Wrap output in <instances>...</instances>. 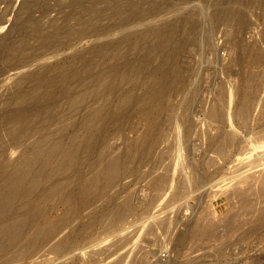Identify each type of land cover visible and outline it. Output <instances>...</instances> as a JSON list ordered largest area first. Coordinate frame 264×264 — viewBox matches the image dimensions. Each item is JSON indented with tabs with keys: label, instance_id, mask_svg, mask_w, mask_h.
<instances>
[{
	"label": "rangeland",
	"instance_id": "rangeland-1",
	"mask_svg": "<svg viewBox=\"0 0 264 264\" xmlns=\"http://www.w3.org/2000/svg\"><path fill=\"white\" fill-rule=\"evenodd\" d=\"M162 20H169L168 22L173 26V23H176V27H174L176 30L173 31L172 29L170 31L172 34H168L173 35L177 39H173L172 36L166 35L169 37V43H171V39L177 42L174 41V43H168V46H165L163 49L162 46L157 43L159 42L158 37L162 33L160 32L162 31L161 26L165 23H160ZM155 22L157 23L154 24ZM168 22L166 23L169 24ZM81 23L86 24L83 26ZM149 24L152 26H149ZM156 25L158 26V29ZM152 27L154 29L156 28V30ZM147 28L150 29V31ZM136 30L140 31L141 35L138 31V33H136ZM144 30L145 32L143 33ZM175 31L176 33L174 34ZM132 32L135 33L133 34ZM149 32L150 34L147 35ZM126 34H128L131 39H128V35L126 36ZM153 35H155V38ZM122 36L126 37L122 38ZM134 36H138L137 39L136 37L134 38ZM147 36L150 38L153 36V39H148L149 37ZM139 37H144V41L147 42H144V44L142 40L141 43V39ZM124 39H128V42L126 41L127 43H125ZM63 40H68L69 42ZM109 41L111 42L109 43ZM61 42H64V44ZM179 42L182 45H179ZM49 44L52 46H49ZM127 44L130 45L126 46ZM175 44L177 45V50L173 51V47L176 49V46L172 45ZM121 45H124V47ZM155 45L157 48L161 46L160 48L163 51L157 49ZM184 45L185 47L182 48L181 46ZM134 46H139L138 48L135 47L136 50L138 49V52H136L135 48H133ZM141 46L144 47V50ZM129 47L131 48V51L133 50V54L132 52H129V49L127 51L125 50ZM152 47L156 48V50H153L154 48L152 49ZM139 48L141 51H139ZM164 49H166V51ZM52 50L53 52H51ZM55 50H58L57 55L52 54ZM118 50L119 53L122 52L123 54H120L121 58L119 57L120 55L118 54ZM148 50L151 53L154 51L152 56H150L151 54L149 55L150 59L148 56V53L150 52ZM48 51L49 53L51 52L50 55ZM104 52L106 54H109V52L110 54L111 52L113 53L111 54L112 56L107 54L106 57ZM73 53L77 56L75 57ZM144 53H146L147 56ZM113 54L117 56V59H114L116 56L114 55L115 57H113ZM151 57L155 58L153 59ZM79 59H81V62L83 61V64L85 63V66L80 63ZM151 60L153 62H151ZM131 61L134 63L135 67L132 65ZM79 63L82 65L79 66ZM37 64H44L42 68L47 65L50 69L55 67L53 69L54 71L57 67L56 72L53 73H56V75L58 70L67 74L64 76L61 72H59L62 75L61 77L58 73L60 77H57L61 79V83L59 81L60 79H57L55 75L50 73L52 70H48L47 67L42 70L41 65H39V68ZM130 64L133 66V70H135L134 68H136V66L137 68L139 66L138 70H140V72L137 70L138 74H136V71H134L137 76L134 75V72H132L133 70ZM51 65L55 66L51 67ZM69 65L71 68L73 66L74 69L72 68L69 70ZM143 65L144 68H142ZM158 65L159 67H156ZM176 65H178V67ZM81 66H84V69H82ZM59 67H63V69L61 70ZM176 67L178 68V72H176ZM65 68L67 70H65ZM128 68H131L130 70L133 74ZM46 69L49 73H47ZM106 69L109 70V73ZM123 69H126L128 73ZM80 70L83 71V74ZM118 70L122 71L119 72ZM41 71L43 72L41 73ZM70 71H79L81 74L78 72L77 75L74 72V76H72V74L69 73ZM34 72L38 74L34 75ZM155 72H158L159 74H155ZM46 73L48 75L51 74L48 77H56H52L54 80H58L57 82L55 81L56 84H54L56 86L58 83L56 87L54 86L51 89L48 85L46 88L48 83L46 84L40 80L43 75L46 76ZM110 73L113 75H110ZM119 73L124 75L123 77L121 75L123 78L122 80L119 78ZM124 73L128 75V78ZM129 73L133 75L132 80L130 78L132 75ZM20 74L24 75L21 77ZM167 74L171 78L166 77ZM172 74L177 76H174V80L172 79ZM39 75H41L40 78ZM151 75L156 78L155 81L154 78L152 79ZM155 75L159 76L157 77ZM160 75L163 77L161 78V81L164 77L165 79L163 81H171L164 83L166 84V87H164L163 81H160L161 84H158L160 87H157L159 88V91L162 92L160 93L163 97L161 100L159 99L156 101L155 98L153 99L155 93L152 94L154 90L152 92L151 90L153 89L152 85L157 82L156 80L158 78L159 82ZM23 76L27 77V79L32 78V80H28L33 85L36 80L39 81V84L36 83V86H33L28 82V80L25 81L26 79L23 78ZM67 76L71 77V79L73 78L72 80H74V83L76 82L75 85H77L74 86L75 89L73 87L74 84L72 83V80L70 78H66ZM75 76L78 82L76 81ZM110 76L113 78L117 77L118 79H116L118 80V84L116 82L117 80L115 78L112 79ZM19 77L21 79H19ZM15 78L17 81L21 80L20 83L22 82L23 84H27L23 85L17 81L14 82ZM94 78H97L100 81L94 80ZM101 78H104V81L101 80ZM34 79L35 81H33ZM148 79L154 83L151 84ZM85 81L88 84H85ZM109 81L111 82L110 84ZM100 82L102 83L101 85L99 84ZM113 82L114 84H112ZM14 83H18V85L20 84L17 86L20 87L21 90L17 86L12 88L15 86ZM79 83L80 85L82 83V85H78ZM28 84H31V87H36L35 90L38 89L39 85L38 91L33 90V87L29 88L30 86ZM40 85H43V88ZM68 85L72 86L70 87ZM84 85H87L86 90L88 87L90 88V86L92 88L97 85H100V87H103L104 89L100 90V87L92 89L88 88V92H85V94H87L84 105V102L80 103L85 100L82 98L85 97V95L83 94L84 96H81L84 90ZM107 85L112 86V88H110V86L107 87ZM116 85L117 87L114 88ZM8 87L12 89L8 90ZM21 87H24V89ZM62 87L66 88L63 89ZM161 87L164 89L160 90ZM27 88L30 89L28 91L29 94H33V92H39V94H33V97L31 96L27 99ZM45 88L47 91L48 88H50L47 93ZM68 88H70L69 90L71 93H69ZM71 88H73L72 91ZM43 89L45 90L44 92ZM53 89L56 90L54 91ZM105 89L109 92V94ZM13 90L17 93H19V90L24 93L22 92V94L19 93L18 95L17 93L15 94ZM50 90L54 93L52 92L50 94ZM60 90H62V94L58 95L57 93L60 92ZM90 90L92 93L89 92ZM8 91H10V93L12 92L14 95L12 93L10 94ZM96 91L98 93H96ZM100 91L102 93H100ZM40 92L43 93L41 96H39L41 94ZM63 92L66 93L65 97ZM73 92L76 95L75 96L73 94L76 98L81 96L80 99L82 98V100L80 101L79 98H77V101V99L72 95ZM78 92L81 94L79 95ZM123 92L124 94H128L130 97L127 95L125 96ZM147 92H151V94H148ZM48 93L57 101L60 96L62 99H59L60 102L58 101V104L54 99H50L51 101L54 100L53 103L51 101L50 103L48 98L50 95ZM104 93L107 94L104 96ZM9 94L13 100H18H9ZM55 94L59 96L58 99L57 96L55 98ZM122 94L123 97H128L129 100L127 98H122L121 100L120 98ZM15 95H18V97L21 95L23 96L18 98ZM66 95H68L69 98L66 97ZM7 96L8 98H6ZM35 96L36 99L32 102ZM42 96L43 98H41ZM72 96L76 101L72 100L71 102V99H73ZM105 98L107 99L106 103H109L107 106L104 105L106 103L103 104V102H105ZM1 99L5 100L4 102L8 104L6 105V103H3ZM19 99H22L23 102ZM29 99L30 101H28ZM46 99L49 102L48 104L54 107L52 108L54 111L51 110L52 114L58 110V115L54 114V117L52 116L49 110L51 106L46 104ZM0 100V121L5 120L4 116H7L5 114H10L15 110L17 111L18 107H21V109H18L19 112L17 111L19 114L22 113V115H24V113L27 114L28 111L30 113L27 117L25 116L28 119L23 118L24 122L21 120V122L24 123L22 126H20V122L15 121L14 124L16 123L17 125L15 124L14 127L12 125L8 128L10 129L13 127V129H15L17 126V131L15 130V133L12 132V128L9 131L2 133H7L5 134L6 137L10 133L11 137L9 138H12V134L14 133L13 137L16 136V138H20L17 149L15 146L16 142H14V144L12 143L13 138L9 139L7 137V139L11 142V146H9L8 143L10 142L5 138V136H0L3 137V139H6V141L5 139L4 141L1 139L0 143L2 145L6 143L5 146L8 144L6 147L3 146V148L5 147V150L0 144V152L2 151L4 156L9 153L6 155L7 157H4L2 153H0V157L2 156L0 158V163L1 160L3 163H7L9 159L11 160H9L8 163H12L16 157L17 159L15 160L20 161V158H22V154H20V152L23 153L22 149L25 150V146H27L26 150L29 149L33 151L32 149L35 148V144H37V142L42 144V141H44L46 144L47 141L51 140L52 142L50 141V143L52 144L55 141V145L60 144V146L63 145V147L66 146V148H70L73 143L76 147L81 146L87 139V144L84 143L86 145L83 144L81 147L82 149L80 147L78 149L75 148L73 144L72 147L75 151L77 150L76 154L75 151L72 152L73 157L77 155V152H82L83 149V151L86 152L78 154L79 156L77 157H72L71 160L64 159L65 163L68 164L65 165L66 169L64 168L65 163L61 165L64 161H61L63 158L59 155L60 160H58V164L56 160H54L56 163L53 161H51L52 163L50 162L53 165H50L48 162L47 166L46 164L42 166L37 163L40 168L42 167L41 169H36L38 166L34 167L36 165L35 164L32 168H30V170L32 169L30 171L31 173L29 171L27 172L30 173L29 176L31 177L37 172L40 173L39 170H41V172L44 170L47 174L52 171L51 169L55 168L56 171H59V174L57 172L54 173V175L57 174V176H55L58 179L52 175L56 178V183L54 181L55 178H49L51 177L49 174L47 178L43 171L41 173L42 175L40 174L41 178L43 177L40 180L43 185L40 182H37L36 185L33 181L35 184V186H33V183L30 182L29 184H32L31 186L34 188L28 187L29 185H27V193L23 194V196H20L19 198L17 197L15 200L13 199V202L10 201V203L12 202V205H9L10 207L6 208L5 211L2 210L3 214L7 216L6 217L4 215V217H6L5 219L0 211V217L3 219V222L6 221L5 223H8L7 221L10 220L7 224L8 227H5L7 225L1 222V219L0 223L5 225L2 226L0 224V226L2 228L4 227L3 230L5 229V232L10 228V233H12H8V239H10L11 242L8 240L9 242L6 243V248H2L5 244H1L0 264L6 263L8 258L7 255L11 260L15 258L13 261H7V264L12 262L14 264L16 262V264H264V0H0ZM36 100L41 103L44 102L47 106L44 105V103H40V105ZM97 100H99L100 103ZM9 101L11 102V105ZM18 101L22 104L20 103V105ZM66 101L70 102V104H65ZM31 102L33 103L31 105L33 107L29 105ZM73 102H77L75 103L76 105H73ZM92 102H94V105ZM34 103H36V106ZM55 103L59 107L56 106ZM86 103H91L95 110H97L94 117L98 118V120L92 119L94 115L93 112L95 110L92 111L94 109L93 106L90 104L92 106L91 109V107L87 104L89 106L88 110L91 112L88 111ZM98 103L101 105V108H98ZM17 104H19L18 107H16ZM79 104H82V107ZM37 105H39L37 111L38 114L36 112L35 116L34 112L37 110ZM116 105H119V107L117 106V109L115 108ZM12 106H15V110L12 109ZM26 106L30 110L34 108L32 111L34 117H37V120L34 117H32V119L35 123H41V121H43V123H45L43 124V127H46L45 125L47 124L48 126L46 128H42V123L40 124V127L39 124L35 125L31 119V115L33 116V114H31L32 111L30 112V110H27L28 108H26ZM55 106L58 108L56 109ZM63 106L65 110L63 109L64 111L62 112ZM83 106H86V109ZM41 107L44 109L43 112H41ZM107 107L108 109H106ZM22 108H24V111ZM111 108H114V110ZM70 109L72 110L70 111ZM74 109H76V111ZM77 109H82V113L81 111L78 112L79 110ZM98 109L99 111H107V116L104 111L99 112L101 115H105L102 117L105 120V123L100 117ZM7 110L9 112H7ZM20 110H22V112H20ZM45 110L48 113H46ZM117 110L119 111V114L121 112V115L123 113L126 117H124L125 115H122L124 118L120 116L117 113ZM17 112L16 114H18ZM39 112H41V114ZM68 112L70 114L69 116ZM87 112L89 114L93 113V115L90 114L83 117ZM146 112L150 114L149 117ZM109 113H112L113 115H109ZM114 113L119 117L117 118ZM151 113L154 114L152 115ZM80 114H84L82 117L85 118V121L82 117L81 119L83 121L78 117V115L81 116ZM97 114L98 116L96 117ZM45 115H48V117ZM55 115L56 117L58 116V119L60 117L63 122L65 121L67 125L62 123V120L60 119L61 123L60 121H57L58 119H55ZM1 116L3 117L2 119ZM28 116H30L31 120ZM88 116L89 119H92L90 121H93L94 123L93 124L89 121L92 123L90 126V128L92 127V130L88 127L90 125L88 124L89 119L87 120ZM108 116H112L113 118L110 117L111 120L109 121ZM40 117L48 119H45V122V120H41ZM105 117H108V121ZM155 117L157 118L153 121V118ZM53 118L55 120L50 121L51 123H49L48 120H53ZM94 120L101 123L97 125L98 123L96 121L94 122ZM25 121L27 122L25 123ZM29 121L32 123L30 122L29 124ZM75 121L76 123L78 122V125ZM2 122L0 123V126L3 129H0V134L4 130L6 124ZM57 122L61 124L60 126H62V128H60L59 124H57V126H59V129H57V131L59 130L58 134H53V132H57L55 131ZM83 122H87L88 126ZM33 123L35 125L34 127L32 126ZM26 124L29 125L26 126ZM49 124H54L56 127ZM30 125L31 127H29ZM63 125L67 126V128L63 127ZM79 125L81 127H79ZM94 125H96L95 128ZM23 126L25 128L24 131L22 130ZM37 126L39 128H36V130L39 134L42 129L45 131L44 133L43 130L41 132L43 133V136L45 135L43 137L44 139L41 137L42 134L39 135L38 133H35L36 135H39V138L38 136H35L34 133V135H32L31 131L37 132L35 130V127ZM49 126L52 128L54 127V131ZM105 126L106 128H104ZM21 127L22 129H20ZM48 127L53 132H51ZM29 128L30 131L28 132H31V134H29L32 137L31 139L35 140V138H37L38 141L31 140L30 142V136L27 135V130H29ZM31 128L33 129L31 130ZM47 131L49 133H47ZM17 132L25 133L21 134V137L25 136L22 138L24 142L28 138L27 141L29 142H26L27 145L26 143L25 145L21 144L24 142H21V137L18 136L19 134ZM50 134L54 135L55 139L52 135L54 140L51 138ZM72 134H77L78 137H75L74 135L73 138L71 137L73 136ZM66 135L68 138L71 137L69 141ZM33 136L35 138H33ZM46 136L49 138L47 141H45L47 138ZM61 136H65L63 139H60L62 142L59 141ZM39 139H42V141ZM103 139L105 140L103 141ZM79 140L82 141V143ZM2 141L4 143H2ZM65 141L67 142L66 145H64ZM70 141L72 144H69ZM133 141H137V145ZM33 142H35V144ZM153 142H155L156 147ZM28 143L31 144V147H34L31 148ZM50 143L49 145H45L43 143L46 147L44 146L45 149L43 148V151L41 150L40 152L44 157L47 156V152L50 151L47 149L50 146H53ZM142 143H144L143 146ZM148 143L151 144V147H153L151 148V153L147 151L149 150L148 147H150ZM12 146L15 148H11ZM139 147L143 149H140ZM154 147L156 149H154ZM10 148L13 152L10 151ZM85 148L87 150H85ZM44 150H47L46 153ZM145 151L146 154L144 153ZM42 152L47 155H44ZM143 153L145 155H143ZM142 155L143 157L141 158ZM43 156H38L37 159H40ZM3 157L6 160H4ZM81 157L83 160H81ZM77 158H80L83 162L80 160L78 161ZM110 158H117L118 161L114 159L117 162H120L121 160H123L121 162H128H124V164L122 163L125 166V171H120L123 175L120 173H117V176L115 175L116 179L114 180L116 181H113L115 182L114 185H112V181H108L112 183L107 182V178L104 174L99 176L95 175V173L93 174L99 161L100 165L104 163V159H107V162L114 161L110 160ZM148 158H150L151 161ZM73 159H75L78 163H76V161L74 162ZM101 159H103V161ZM71 161L77 165L72 164L70 167L69 164H71ZM87 162L89 165H87ZM107 162L105 161V164ZM61 166H63V168ZM67 166L70 167V171ZM75 166H78L80 169L77 167L75 168ZM82 166L85 168L86 172ZM128 167L130 170L127 169ZM56 168L60 169L57 170ZM91 168L92 170L90 171V175L93 174L92 176L97 177L94 178L95 180L88 174L89 171H87V169L89 170ZM63 169H65L66 173H68H63L65 172ZM77 169H79L80 174L83 175H78L79 172ZM46 170L50 171L47 172ZM72 170L75 171L70 173ZM126 170H128V172ZM61 171H63V174ZM81 171H84V173H86L85 175L89 176V178L85 177L84 173ZM146 173L147 176L145 175ZM40 175L38 174V176ZM64 175L67 177L69 175V177L72 178V181H76V178L78 177L76 181L77 185L76 182H74V185H71L72 181H69L70 189L69 183L66 182V180L68 181L70 178L68 177L67 179ZM118 176L121 177L119 181H117V179H119ZM30 177H28V180ZM83 177H85L84 180L86 179V181L83 180ZM59 178L61 180L65 178L63 183L64 185L62 184L63 181L61 182ZM96 179L101 181L97 183L99 180L96 181ZM31 180L32 179H30V181ZM52 180L55 184H57V187H53L54 183H52ZM93 180L95 181L94 184L97 185V190L102 189V192H107L106 194L103 193L105 199L103 197L102 201L100 200L101 202L97 200L95 204H92L91 208L89 206V208H87L86 205V207H84L79 203V206L76 207H80L78 208L81 211L79 212L80 214L77 213L76 210L72 211L69 205H64L67 203L63 204L62 201H65L63 197L68 196L70 193L69 191H76L75 193L77 194L81 188H86L88 186V188L93 190L95 187ZM103 182L106 185H104ZM66 183L68 184L65 185ZM109 184L111 185L109 186ZM51 185L54 190L55 188L57 189V194L55 192L54 195L48 197L51 201L49 202V200L47 201V197L45 195L47 192L45 191H48ZM82 185H84V187ZM156 185L157 188L154 187ZM72 186H75L74 190H72ZM111 187H113L112 191ZM65 188H68L66 189V191L68 190V193L65 191ZM60 189H64L65 192L62 190V193L64 192V196L62 193H59V191L61 192ZM40 192L43 193L41 194ZM58 194L60 196L62 195V199ZM107 194H109V196ZM54 196L55 198H52ZM124 196L126 199L128 198L127 200L125 199V201L131 205V209L124 215L117 216L115 205L119 206L125 204L123 198ZM56 197L58 199H56ZM51 198L52 200L54 199V201H52ZM59 198L61 199V202ZM55 201L59 202L56 203ZM121 201H124V203L122 204ZM29 203L31 204V207H29ZM25 206H28V210ZM12 207H14V209ZM67 207H69V209ZM10 208L12 210H10ZM9 211H11V214ZM24 212L30 216V222H28L30 225L27 223V225L25 224L26 226L23 227L24 224H22L21 227L19 222L17 225L20 228L17 227L14 229L13 225L15 224L12 225L11 222H18V218L17 221H15L14 215H16V213L22 214ZM71 212H76L77 214H73ZM77 215H79V217H77ZM9 216H11V218H9ZM13 216L14 219L12 220ZM31 224L35 225L31 226ZM58 225L61 226L59 227ZM27 226L29 229L26 228ZM51 226L52 228H50ZM56 226L59 229H57ZM61 227L62 229H60ZM35 229H37V231H35ZM11 230L13 232H11ZM26 231L28 232L25 233ZM37 232L39 233L37 234ZM30 234H33V236L30 237ZM55 235H57V237ZM10 236L13 238L11 239ZM35 236H39V239ZM27 238L28 240H26ZM32 240L34 243L36 242L35 245H33ZM30 241H32V245L34 246L31 250H29L30 248L28 249V245L30 247ZM52 244L54 245L52 246ZM16 247H19L20 249L18 248L19 250H17ZM10 251L12 254L15 253V257L13 255V258H10Z\"/></svg>",
	"mask_w": 264,
	"mask_h": 264
},
{
	"label": "bare ground",
	"instance_id": "bare-ground-1",
	"mask_svg": "<svg viewBox=\"0 0 264 264\" xmlns=\"http://www.w3.org/2000/svg\"><path fill=\"white\" fill-rule=\"evenodd\" d=\"M124 13H125V12H124ZM82 20H84V19H82ZM166 20H167V19H166ZM169 20H171V19H169ZM169 20H168V21H169ZM85 21H86V20H85ZM168 21H163V20H162L160 23L163 24V22L166 23V22H168ZM79 22H80V21H79ZM82 22H83V21H82ZM86 22H87V21H86ZM83 23H84V22H83ZM156 23H157V22H155L154 24H156ZM160 23H158V24H160ZM165 23H164L163 26H161L162 24L160 25L161 28H162V31H160V32H162V33H161V34L159 35V37H158L159 40L156 38V39L159 41V42H157V43H159V44L162 46V49L165 48V46H168V43H169V41H170V40L168 39L169 37H167L166 35H168V36H172L173 39H176L173 35H169V34L171 33L170 31H171L172 29H173V31L176 30V29H174V27H176V26H175L176 23H175V22L173 23L174 26H173V25H170L171 23H169V22H168L169 24L166 23L167 25H166ZM85 24H86V23H85ZM85 24H82V23H81V25H83V26H84ZM150 25H151V24H149V26H150ZM152 25H153V23H152ZM152 25H151V26H152ZM147 26H148V25H147ZM156 26H157V25H156ZM172 26H173V27H172ZM153 27H154V25H153ZM153 27H152V28H153ZM150 28H151V27H150ZM143 29H144V28H143ZM147 29H148V28H147ZM153 29H154V28H153ZM153 29H152V31H153ZM157 29H158V26H157ZM145 30H146V29H145ZM145 30L143 31V33L145 32ZM148 30L150 31V29H148ZM154 30H156V28H155ZM159 30H160V28H159ZM137 31H138V30H136V33L139 32V34H140V31H138V32H137ZM173 31H172V32H173ZM52 32H53V31H52ZM55 32H56V31H55ZM147 32H148V31H147ZM53 33H54V32H53ZM125 33H126V32H125ZM132 33H133V32H132ZM134 33H135V32H134ZM134 33H133V34H134ZM168 33H169V34H168ZM175 33H176V31L174 32V34H175ZM122 34H123V33H122ZM122 34H121V35H122ZM129 34H130V32H129ZM149 34H150V32L147 33V35H149ZM152 34H153V33H152ZM171 34H172V33H171ZM124 35H125V34H124ZM124 35H123V36H124ZM127 35H128V34H126V36H127ZM131 35H132V34H131ZM131 35H130V36H131ZM140 35H141V34H140ZM142 35H143V34H142ZM176 35H177V34H176ZM57 36H58V35H57ZM123 36H122V38H125V37H126V36H125V37H123ZM132 36H133V35H132ZM132 36H131V37H132ZM144 36H146V35H144ZM153 36H154V38H155V35H153ZM153 36H151V38H152ZM127 37H128V39L130 38L129 35H128ZM135 37H136V36H134V38H135ZM137 37H138V36H137ZM137 37H136V39H137ZM147 37H149V36H147ZM156 37H157V36H156ZM51 38H52V37H51ZM59 38H60V37H59ZM64 38H66V37H64ZM69 38H70V37H69ZM139 38H140V37H139ZM143 38H144V37H143ZM143 38H140V39H141L140 42H141L142 40H143V43H144V42H147V41H144ZM145 38H146V37H145ZM151 38L149 37L148 39H151ZM120 39H121V38H120ZM128 39H127V40L124 39V40H125V43L128 42ZM130 39H131V38H130ZM152 39H153V38H152ZM124 40H123V41H124ZM176 40H177V39H176ZM63 41H66V40H63ZM67 41H68V40H67ZM67 41H66V42H67ZM126 41H127V42H126ZM135 41H136V40H135ZM135 41H134V42H135ZM155 41H156V40H155ZM174 41H175V40H174ZM174 41L171 39V43H174ZM178 41H179V40H178ZM46 42H47V41H46ZM46 42H45V43H46ZM66 42H65V43H66ZM68 42H69V41H68ZM110 42H111V41H109V43H110ZM112 42H113V41H112ZM131 42H132V41H131ZM138 42H139V39H138ZM150 42H151V41H150ZM152 42H153V41H152ZM175 42H177V41H175ZM45 43H44V44H45ZM47 43H48V42H47ZM61 43L64 44V42H61ZM106 43H107V42H106ZM132 43H133V42H132ZM141 43H142V42H141ZM153 43H155V42H153ZM171 43H169V44H171ZM179 43H180V42H179ZM67 44H69V43H67ZM70 44H71V43H70ZM111 44H112V43H111ZM144 44H145V43H144ZM149 44H150V43H149ZM46 45H47V44H46ZM50 45H51V44H49V46H50ZM60 45H61V44H60ZM104 45H105V43H104ZM118 45H119V44H118ZM129 45H130V44H127L126 46H129ZM138 45H139V44H138ZM151 45H152V44H151ZM179 45H182V44L180 43ZM179 45H178V46H179ZM51 46H52V45H51ZM105 46H106V45H105ZM116 46H117V45H116ZM121 46L124 47V45H121ZM147 46H149V45H147ZM152 46H153V45H152ZM161 46H160V47H161ZM169 46H170V45H169ZM172 46H176V49H174V47H173V51H174V50H177V45H176V44H175V45H172ZM172 46H171V47H172ZM58 47H59V46H58ZM118 47H120V46H118ZM135 47H137V46H134L133 48H135ZM138 47H139V46H138ZM138 47H137V48H138ZM141 47H142V46H141ZM149 47H150V46H149ZM155 47H156V45H155ZM160 47H159V48L156 47V48L161 50ZM179 47H180V46H179ZM181 47L183 48V47H185V45H184V46H181ZM45 48H47V47H45ZM49 48H51V47H49ZM131 48H132V46H131ZM131 48L129 47V48L125 49V50L127 51L128 49L130 50ZM142 48H143V50H144V47H142ZM153 48H154V47H152V49H153ZM156 48H154L153 50H156ZM167 48H168V47H167ZM167 48H166V49H167ZM54 49H55V48H54ZM103 49H104V48H103ZM103 49H102V50H103ZM117 49H121V48H117ZM166 49H164V50L166 51ZM92 50H93V49H92ZM100 50H101V49H100ZM110 50H111V49H110ZM135 50H136V48H135ZM135 50H134V52H135ZM150 50H151V48H150ZM168 50H169V48H168ZM168 50H167V51H168ZM57 51H58V50H55V51H54L55 54H54V53H52V54H53V55H57V53H58ZM103 51H104V50H103ZM139 51H141L140 48H139ZM148 51H149V50H148ZM161 51H163V50H161ZM51 52H53V50H52ZM51 52H50V53H51ZM74 52H75V51H74ZM105 52H106V51H105ZM105 52H104V53H105ZM116 52H117V50H116ZM116 52H115V53H116ZM129 52H132V54H133V50H132V51L130 50ZM136 52H138V49L136 50ZM149 52H150V51H149ZM48 53H49V51H48ZM50 53H49V55H50ZM96 53H97V51H96ZM112 53H113V52H111V54H112ZM123 53H125V52H123ZM147 53H148V52H147ZM152 53H154V51H153ZM152 53H151V52L148 53V56H149L150 54H151L150 56H152ZM155 53H157V52H155ZM163 53H164V52H163ZM45 54H47V53H45ZM73 54H74V53H73ZM78 54H79V53H78ZM107 54H108V53H107ZM107 54L105 53L104 55H106V57H107ZM111 54H110V52H109L108 55H111ZM118 54H119V55H120V54L123 55L122 52L119 53V50H118ZM118 54L116 53L117 56H118ZM125 54H126V53H125ZM144 54H146V53H144ZM47 55H48V54H47ZM74 55H75V54H74ZM114 55H115V54H113V57L116 56V55H115V56H114ZM121 55L119 56L120 58H121ZM153 55H154V54H153ZM155 55H157V54H155ZM76 56H77V55H75V57H76ZM80 56H81V55H80ZM111 56H112V55H111ZM117 56H116V58H114V59H117ZM146 56H147V54H146ZM150 56H149V59H150ZM37 57H38V56H37ZM108 57H110V56H108ZM113 57H112V59H113ZM144 57H145V56H144ZM58 58H60V57H58ZM77 58H78V57H77ZM151 58L154 59L155 57H151ZM60 59H61V58H60ZM89 59H90V58H89ZM143 59H144V58H143ZM145 59H146V58H145ZM153 59H152V60H153ZM79 60H80V63L83 64V61L81 62V59H79ZM82 60H83V59H82ZM90 60H91V59H90ZM90 60H89V61H90ZM147 60H148V58H147ZM152 60H151V62H153ZM55 61H56V60H55ZM61 61H62V60H61ZM69 61H71V60H69ZM89 61H88V62H89ZM116 61H117V60H116ZM118 61H119V60H118ZM145 61H146V60H145ZM148 61H149V60H148ZM84 62H85V60H84ZM92 62H93V61H92ZM121 62H122V61H121ZM124 62H127V61H124ZM128 62H129V61H128ZM139 62H140V61H139ZM142 62H143V61H142ZM146 62H147V61H146ZM149 62H150V61H149ZM154 62H155V61H154ZM45 63H46V62H45ZM51 63H52V62H51ZM69 63H70V62H69ZM75 63H76V62H75ZM80 63H79V66L82 65V64H80ZM90 63H91V61H90ZM131 63H132V65L134 66V63H133L132 61H131ZM135 63H136V62H135ZM143 63H144V62H143ZM155 63H156V62H155ZM46 64H47V63H46ZM46 64H45V65H46ZM70 64H72V63H70ZM76 64H77V63H76ZM84 64H85V63H84ZM84 64H83V65H84ZM127 64H128V63H127ZM137 64H138V63H137ZM144 64H145V63H144ZM177 64H178V63H177ZM37 65H38V64H37ZM39 65H41V64H39ZM39 65H38V66H39ZM72 65H73V64H72ZM74 65H75V64H74ZM86 65H87V64H86ZM91 65H92V64H91ZM125 65H126V64H125ZM130 65H131V64H130ZM132 65H131V68L133 67ZM138 65H139V64H138ZM38 66H37V67H38ZM42 66H44V64L41 65V68H42ZM47 66H48V65H47ZM47 66H45V67H47ZM53 66H55V65H53ZM53 66L51 65V67H53ZM56 66H57V65H56ZM62 66H64V65H62ZM77 66H78V65H77ZM84 66H85V65H84ZM84 66H83V67L81 66V68L84 69ZM89 66H90V65H89ZM89 66H86V67H89ZM92 66H93V65H92ZM123 66H124V65H123ZM174 66H175V65H174ZM176 66L178 67V65H176ZM181 66H182V65H181ZM45 67H43V68L45 69ZM49 67H50V65H49ZM66 67H67V66H66ZM69 67H70V65H69ZM117 67H118V65H117ZM117 67H115V68H117ZM120 67H121V66H120ZM120 67H119V68H120ZM127 67H128V65H127ZM134 67H135V66H134ZM156 67H159V65L156 66ZM156 67H154V68H156ZM177 67H176V72H178V68H177ZM39 68H40V66H39ZM43 68H42V70H44ZM54 68H55V67H53V69H54ZM59 68H60V67H59ZM72 68L74 69L73 66H72ZM72 68L70 67L69 70L72 69ZM75 68H76V66H75ZM81 68H80V69H81ZM119 68H118V69H119ZM125 68H126V66H125ZM131 68H130V69H131ZM136 68H137V66H136ZM136 68H134L135 70H133V68H132V70H133L132 72L136 71V74H138V73H137V70L139 69V66H138L137 69H136ZM142 68H144V65H143ZM142 68H140V69H142ZM172 68H174V67H172ZM47 69L49 70L50 68L47 67ZM47 69H46V70H47ZM53 69H50V70H52V71H50V73H52V74H53L54 72H56L57 67H56L55 71H54ZM60 69L62 70L63 67H61ZM82 69H81V70H82ZM104 69H105V68H104ZM104 69H103V70H104ZM111 69H112V68H111ZM128 69H129V68H128ZM130 69H129V70H130ZM156 69H158V68H156ZM39 70H41V69H39ZM46 70H45V72H46ZM48 70H47V73H49ZM65 70H67V69L65 68ZM76 70H77V69H76ZM81 70H80V71H81ZM85 70H86V69H85ZM85 70H84V71H85ZM106 70H107V69H106ZM115 70H117V69H115ZM123 70L125 71L126 69H123ZM165 70H167V69H165ZM165 70H164V72H165ZM174 70H175V69H174ZM35 71H36V70H35ZM71 71H73V70H71ZM71 71H70L69 73H71L72 76H74L73 73H74L75 71H74V72H71ZM87 71H88V68H87ZM87 71H86V72H87ZM108 71H109V70H107V72H108ZM113 71H114V70H113ZM118 71H119V70H118ZM121 71H122V70H120L119 72H121ZM124 71H123V72H124ZM126 71H127V70H126ZM138 71L140 72V70H138ZM167 71H168V70H167ZM167 71H166V73H167ZM29 72H30V71H29ZM42 72H43V71H41V73H42ZM59 72L62 73L63 71H59V70H58L57 75H56V73L53 74V75H55L56 77H57V76L60 77L61 74H60ZM76 72H77V71H76ZM76 72H75V74L78 75V72H79V71H78L77 73H76ZM86 72H85V73H86ZM92 72H93V71H92ZM123 72H122V74H123ZM130 72H131V70H130ZM132 72H131V73H132ZM151 72H152V71H151ZM158 72H159V71H158ZM158 72H155V74H157ZM162 72H163V71H162ZM164 72H163V73H164ZM169 72H170V70H169ZM34 73H35V72H34ZM47 73H46V76L43 75L42 78H40V76H41L42 74L39 75V78H40V80H41L42 82H45L46 84L48 83L47 86H46V88H47L48 85H49V87L52 89V87L55 86L54 84H56V83H55L56 80H54L52 77H54V78H56V77H55V76L48 77V76L51 75V74L48 75ZM58 73H59L60 75H58ZM79 73H80V72H79ZM81 73L83 74V71H81ZM81 73H80V74H81ZM87 73H88V72H87ZM93 73H94V72H93ZM98 73H99V71H98ZM108 73H109V72H108ZM114 73H115V72H114ZM117 73H118V72H117ZM127 73H128V71H127ZM166 73H165V74H166ZM170 73H171V72H170ZM174 73H175V72H174ZM25 74H26V73H25ZM30 74H31V73H30ZM36 74H38V73H35L34 75H36ZM44 74H45V73H44ZM62 74L65 76V74H67V73H62ZM119 74H120L119 78H121V80H122V79H123L122 77H123L124 75H122L121 73H119ZM124 74L127 75L126 73H124ZM129 74H130V73H129ZM132 74H133V73H132ZM132 74H130V75H132ZM136 74H135V72H134V75H136ZM147 74H148V73H147ZM149 74H151V73H149ZM158 74H159V73H158ZM176 74L179 75L178 73H176ZM22 75H24V74H20L21 77H22ZM68 75H70V74H68ZM77 75H76V76H77ZM99 75H100V73H99ZM104 75H106V74H104ZM107 75H109V74H107ZM110 75H113V74L110 73ZM121 75H122V77H121ZM143 75H144V74H143ZM153 75H154V74H153ZM25 76H26V75H25ZM25 76H23V78H25V79H26L25 81H27L29 78L27 79V77H25ZM28 76H29V75H28ZM64 76H63V77H64ZM76 76H75V78H76ZM97 76H98V75H97ZM136 76H137V75H136ZM151 76H152V75H151ZM155 76H157V75H155ZM158 76H159V75H158ZM158 76H157V77H158ZM164 76H165V75H164ZM170 76H171V75H170ZM174 76L177 77L176 75H173V74H172V79L174 78ZM33 77H34V76H33ZM35 77H36V76H35ZM37 77H38V76H37ZM59 77H57V79H60ZM61 77H62V75H61ZM77 77H78V76H77ZM79 77H80V75H79ZM83 77H84V76H83ZM87 77H88V76H87ZM90 77H91V76H90ZM98 77H99V76H98ZM98 77H97V78H98ZM100 77H101V75H100ZM110 77H112V76H110ZM117 77H118V75H117ZM117 77H116V78H117ZM126 77L128 78V75H127ZM126 77H125V78H126ZM143 77H144V76H143ZM166 77H169L168 74H167ZM66 78H70V79H71V77H69V76H67ZM75 78H74V79H75ZM81 78H82V77H81ZM92 78H93V77H92ZM97 78H96V79L94 78V80H98V81H100V80L97 79ZM114 78H115V77H114ZM114 78L112 77V79H114ZM116 78H115V79H116ZM130 78H131V80H132L133 75H132ZM149 78H150V75H149ZM153 78H154V81H155L156 78H155L154 76H152V79H153ZM161 78H163V77H161V75H160V80H159V82H158V79H159V78H158V79L156 80L157 82H155V83L153 82L154 84L152 83V81H149L150 79H148V81L151 82V84H153V85H152V88H153V89L151 90V92L154 90V92H152V94L155 93L153 99L155 98L156 101H158L159 99L161 100L162 97H163V95L161 94L162 92L159 91V88H158V87H160V86H158V84H161V82L165 79V77H164V79H162V81H161ZM169 78H171V77H169ZM169 78H166V79H169ZM15 79H16V78H15ZM15 79H14V82L17 81V79H16V80H15ZM19 79H21V78L19 77ZM36 79H37V78H36ZM63 79H64V78H63ZM70 79H69V80H70ZM72 79H73V78H72ZM72 79H71V80H72ZM117 79H118V78H117ZM117 79H116V80H117ZM141 79H142V78H141ZM152 79H151V80H152ZM22 80H23V79H22ZM29 80H32V78H30ZM29 80H28V82L31 83ZM65 80H66V79H65ZM65 80H62V81H65ZM67 80H68V79H67ZM78 80H79V78H78ZM90 80H91V79H90ZM101 80L104 81V78H103V79L101 78ZM109 80H110V78H109ZM128 80H129V79H128ZM143 80H145V79H143ZM146 80H147V78H146ZM173 80H174V79H173ZM20 81H21V80H20ZM20 81H17V82L20 83ZM33 81H35V79H34ZM57 81H58V80H57ZM57 81H56V82H57ZM59 81L61 82V79H60ZM73 81H74V80H72V83L74 84L73 87H74V86H76L77 84L75 85L76 82L74 83ZM76 81H77V78H76ZM80 81H81V80H80ZM112 81H113V80H112ZM124 81H125V80H124ZM160 81H161V82H160ZM169 81H171V80L163 81V85H164V87H166V86H165L166 84H164V83H168ZM38 82H39V81L36 80V82H34V83H35L34 85H33L32 83H31V84H32L33 86H36V83L39 84ZM42 82H41V83H42ZM60 82H59V83H60ZM70 82H71V81H70ZM70 82H69V83H70ZM77 82H78V81H77ZM82 82H83V80H82ZM89 82H90V81H89ZM114 82H115V81H114ZM114 82H113L112 84H114ZM116 82H117V84H118V80H117ZM119 82H120V81H119ZM121 82L124 83L123 81H121ZM126 82H127V79H126ZM141 82H142V81H141ZM141 82H139V83H141ZM143 82H146V81H143ZM21 83H22V82H21ZM21 83H20V84H21ZM24 83H25V82H24ZM61 83H62V82H61ZM110 83H111V82L109 81V84H110ZM122 83H121V84H122ZM170 83H171V82H170ZM12 84H13V83H12ZM20 84H19V85H20ZM22 84H23V83H22ZM25 84H27V83H25ZM25 84H23V85H25ZM31 84H30V85H31ZM66 84H67V83H66ZM85 84H88V83H86V81H85ZM91 84H92V83H91ZM91 84H90V85H91ZM99 84L101 85L102 83L100 82ZM137 84H138V83H137ZM14 85H15V86H13L12 88L16 87V86L18 85V83H17V84L14 83ZM19 85H18V86H19ZM28 85H29V84H28ZM30 85H29V86H30ZM57 85H58V83H57ZM57 85H56V86H57ZM78 85H80V83H79ZM81 85H82V83H81ZM81 85H80V86H81ZM90 85H88V86H90ZM100 85H99V86H98V85H97V86L92 85V86H95L96 88H98V87H100ZM149 85H150V83H149ZM170 85H171V84H170ZM9 86H10V85H9ZM18 86H17V87H18ZM21 86H22V85H21ZM26 86H27V85H26ZM29 86H27V87H29ZM33 86H32V87H33ZM40 86H41V85H40ZM42 86H43V85H42ZM42 86H41V87H42ZM56 86H55V87H56ZM64 86H65V85H64ZM68 86H70V85H68ZM71 86H72V85H71ZM71 86H70V87H71ZM80 86H79V87H80ZM86 86H87V85H86ZM86 86L84 85V87H83L84 90L82 89L83 92H82V95H81V96H84V95H85V97H82V98H84L85 100L81 101V100H82V98L80 99L81 96H80V97H77V98H79V100L81 101V102L79 101L80 103H82V102H84V101L86 102V94H87V93L85 94V92H86V91L88 92V88H89V87H88L87 90H86ZM109 86H110V85H107V87H109ZM113 86H114V85H113ZM157 86H158V87H157ZM10 87H11V86H10ZM10 87H8V90H9V89H12V88H10ZM32 87L30 86L29 88H32ZM58 87H61V86H58ZM95 87H92V88H95ZM116 87H117V85H116L114 88H116ZM18 88L20 89V87H18ZM21 88H22V87H21ZM29 88H27V89H28V90H27L28 97H27V95H26L27 99L30 98L31 96L33 97V94H36V93H37V92H36V93L33 92V94H32V93L29 94V92H28V91L30 90ZM35 88H36V87H35ZM35 88L33 87V90H35ZM42 88H43V87H42ZM46 88H45V89H46ZM50 88H48V91H49ZM62 88H63V87H62ZM62 88H61V89H62ZM64 88H66V87H64ZM64 88H63V89H64ZM92 88H91V86H90L89 89H92ZM100 88H101V87H100ZM100 88H99V89H100ZM110 88H112V86H110ZM114 88H113V90H114ZM150 88H151V87H150ZM16 89H17V88H16ZM22 89H24V87H23ZM38 89H39V85H38ZM38 89L35 90V91H38ZM59 89H60V88H59ZM63 89H62V90H63ZM69 89H70V88H68V90H69ZM72 89H73V88H71V91H72ZM74 89H75V87H74ZM78 89H79V88H78ZM99 89H98V90H99ZM102 89H104V88L102 87L100 90H102ZM161 89H164V88L161 87L160 90H161ZM20 90H21V89H20ZM20 90H19V93L22 94L23 91L20 92ZM40 90H41V88H40ZM40 90H39V91H40ZM53 90H54V89H53ZM55 90H56V89H55ZM55 90H54V91H55ZM62 90H60V92H58L57 94H58V95H61V94H62V93H61ZM94 90H96V89H94ZM98 90H97V91H98ZM105 90H106V89H105ZM111 90H112V89H111ZM13 91H14V90H13ZM25 91H26V90H25ZM31 91H32V90H31ZM41 91H42V90H41ZM44 91H45V90L43 89V92H44ZM48 91H47V89H46V93H47ZM50 91H51V90H50ZM64 91H65V90H64ZM77 91H78V90H77ZM97 91H96V93L99 92V91H98V92H97ZM106 91H107V90H106ZM106 91H105V92H106ZM109 91H110V89H109ZM8 92L10 93V91H8ZM52 92H53V91H51L50 94H51ZM66 92H67V90H66ZM74 92H75V90H74ZM74 92L72 93V95L74 94ZM89 92H91V90H90ZM93 92H94V91H93ZM103 92H104V91H103ZM119 92H120V90H119ZM128 92H129V91H128ZM130 92H131V91H130ZM151 92H150V93L147 92V93H148V94H151ZM160 92H161V93H160ZM11 93H12V92H11ZM11 93H10V94H11ZM14 93L16 94L17 92L14 91ZM19 93H17V94L19 95ZM23 93H24V92H23ZM40 93H41V94H40L39 96H41V95L43 94L42 92H40ZM53 93H54V92H53ZM59 93H60V94H59ZM63 93H64V92H63ZM69 93H71L70 90H69ZM75 93L77 94V92H75ZM91 93H92V92H91ZM100 93H102V92L100 91ZM107 93L109 94L108 91H107ZM107 93H106V94H107ZM10 94H9V96H10ZM12 94H13V93H12ZM37 94H39V92H38ZM48 94H49V93H48ZM50 94H49V95H50ZM57 94H55V98H56V96H57V99H58L59 96H58ZM65 94H66V93H64V97H65ZM67 94H68V93H67ZM78 94L80 95L81 93L78 92ZM83 94H84V95H83ZM106 94L104 93V96H105ZM123 94H124V92H123ZM123 94H122V96H121L120 99L122 100V98H127V99L129 100L128 97H123ZM132 94H133V93H132ZM145 94H146V93H145ZM13 95H14V94H13ZM18 95H17V96L15 95V96L18 97ZM44 95H45V94H44ZM52 95H53V94H52ZM74 95H75V94H74ZM74 95H73V96H74ZM89 95H90V94H89ZM117 95H118V94H117ZM119 95H120V94H119ZM124 95H125V96H126V95L129 96L128 94H124ZM130 95H131V94H130ZM134 95H135V94H134ZM22 96H23V95H21V96H19V97H22ZM24 96H25V95H24ZM39 96H37V97H39ZM50 96H51V95H50ZM50 96H48V98H49V102H50L52 99H54L53 96H51V97H53V98H51ZM73 96H72V98H73ZM75 96H76V95H75ZM75 96H74V97H75ZM87 96H88V95H87ZM115 96H116V95H115ZM150 96H152V95H150ZM10 97H11V96H10ZM10 97H9V100H10V99L13 100V98H12V97L10 98ZM13 97H14V96H13ZM19 97H18V98H19ZM44 97H45V96H44ZM46 97H47V96H46ZM66 97H68V95H66ZM69 97H70V94H69ZM69 97H68V98H69ZM102 97H103V95H102ZM118 97H119V96H118ZM129 97H130V96H129ZM164 97H165V96H164ZM6 98H8V96H7ZM41 98H43V96H42ZM48 98H47V99H48ZM60 98L62 99L61 96H60ZM60 98H59V99H60ZM75 98H76V97H75ZM77 98H76V99H77ZM103 98H104V97H103ZM107 98H108V97H107ZM151 98H152V97H151ZM3 99H4V98H3ZM3 99H1L2 102H3V103H6V102H4L5 100H3ZM22 99H23V98H22ZM22 99H19V100L22 101ZM34 99H36V96L33 98L32 102L34 101ZM47 99H46V101H47ZM50 99H51V100H50ZM59 99H58V101H59ZM117 99H118V98H117ZM130 99H131V98H130ZM134 99H135V98H134ZM134 99H133V100H134ZM137 99H138V98H137ZM1 100H0V102H1ZM17 100H18V99H16V100L14 99L13 101H17ZM38 100H39V98H38ZM38 100H36V101L38 102ZM54 100H55V102L57 101L56 99H54ZM54 100H53V101H54ZM65 100H66V99H65ZM72 100H75V99H74V98L71 99V102H72ZM101 100H102V99H101ZM104 100H105V102H103V104L106 103L107 99L105 98ZM108 100H109V99H108ZM121 100H120V101H121ZM131 100H132V99H131ZM131 100H130V101H131ZM20 101H18L19 104L21 103ZM28 101H30V99H29ZM40 101H41V100H40ZM46 101H45V102H46ZM53 101H51V102L53 103ZM58 101H57V104H58ZM63 101H64V100H63ZM69 101H70V99H69ZM75 101H76V100H75ZM77 101H78V99H77ZM97 101H99V100H97ZM97 101H96V103H97ZM102 101H103V100H102ZM118 101H119V99H118ZM162 101H163V100H162ZM7 102H8V101H7ZM18 102H15V103H18ZM22 102H23V101H22ZM32 102H31V104L29 103L30 106L33 104ZM37 102H36V103H37ZM49 102L47 101L46 104H48ZM51 102H50V103H51ZM59 102H60V101H59ZM85 102H84V105H85ZM122 102H123V101H122ZM122 102H121V103H122ZM9 103H10V105H11V102H10V101H9ZM12 103H14V102H12ZM36 103H34L35 106H36ZM38 103L40 104L41 102H38ZM42 103H44V102H42ZM42 103H41V104H42ZM61 103H62V102H61ZM61 103H59V104H61ZM68 103L70 104V102L66 101L65 104H68ZM73 103H74V102H73ZM75 103H77V102H75ZM75 103H74L73 105H76ZM93 103H94V102H92V104H93ZM96 103H95V107H96ZM99 103H100V101H99ZM99 103H98V104H99ZM118 103H119V102H118ZM154 103H155V102H154ZM160 103H161V102H160ZM7 104H8V103H6V105H7ZM19 104H17L16 107H18ZM21 104H22V103H21ZM21 104H20V105H21ZM41 104H40V105H41ZM46 104L44 103V105H46ZM55 104H56V103H55ZM57 104H56V106H58ZM87 104H88V103H86V105H87ZM90 104H91V103H89L88 105H89V106L91 107V109H92V106H93L94 104H93V105L91 104L92 106H91ZM98 104H97V105H98ZM103 104H102V105H103ZM108 104H109V103L107 102V103L104 104V105L107 106ZM158 104H159V102H158ZM4 105H5V104H4ZM12 105H13V104H12ZM15 105H16V104H15ZM24 105H26V104H24ZM48 105H50V104H48ZM53 105H54V104H53ZM71 105H72V104H71ZM71 105H70V106H71ZM79 105H80V104H79ZM81 105H82V104H81ZM81 105H80V106H81ZM88 105H87V110L89 109V108H88V107H89ZM35 106H34V107H35ZM42 106H43V105H42ZM46 106H47V105H46ZM50 106H51V105H50ZM50 106H49V108H50ZM56 106H55V107H56ZM61 106H62V105H61ZM61 106H60V107H61ZM100 106H101V105L99 104V107H98V108H101ZM106 106H105V107H106ZM109 106H110V105H109ZM117 106L119 107V105H116V107H115L116 109H117ZM6 107H7V106H6ZM6 107H5V108H6ZM12 107H13L12 109L15 108V106H12ZM24 107H25V106H24ZM31 107H33V106H31ZM31 107H30V108H31ZM38 107H39V105H37V110L34 112V113H35V116H36V112L38 111ZM58 107H59V106H58ZM58 107H56V109H57ZM81 107H82V106H81ZM83 107H84V106H83ZM10 108H11V107H10ZM19 108L21 109V107H18V108H17V111H18V112H19V110H18ZM26 108H28V107L26 106ZM26 108H25V109H26ZM49 108H48V109H49ZM52 108H54V107L51 106V108L49 109L50 112H51V114H52V111H54V109L52 110ZM67 108H68V107H67ZM77 108H79V107H77ZM84 108L86 109V106H85ZM84 108H83V109H84ZM93 108H94V106H93ZM12 109H11V110H12ZM22 109H23V111H24V108H22ZM40 109H42V107H41ZM40 109H39V111H40ZM44 109H45V106H44ZM44 109H42L41 112H43ZM48 109H47V110H48ZM63 109H64V106H63V108H62V112L65 110V109H64V110H63ZM79 109H80V108H79ZM79 109H77V110H79ZM96 109H97V108H96ZM106 109H108V107H107ZM111 109L114 110V108H111ZM116 109H115V110H116ZM14 110H15V109H14ZM27 110H30V109L28 108ZM27 110H25V111H27ZM32 110H34V108L31 109L30 112H31ZM49 110H48V111H49ZM51 110H52V111H51ZM71 110H72V109H70V111H71ZM74 110L76 111V109H74ZM81 110H82V109H81ZM81 110H79L78 112H80ZM87 110H86V111H87ZM94 110H95V108H94L92 111H94ZM109 110H110V109H109ZM109 110H108V111H109ZM150 110H151V109H150ZM150 110H149V111H150ZM5 111H6V110H5ZM15 111H16V110H15ZM15 111H12V112L10 111V112H11L10 114H9V113L5 114L6 112L4 113V114L7 115V116H4V119H5V120H4V121L2 120V121H3L4 123H6V124H5V128H4V130L1 132L0 136H1V135H2V136H3V135L5 136V134H7V133L2 134L3 132L9 131L11 128L13 129L14 125L16 124V123L14 124L15 121L20 122L21 125H20L19 123H18V124H19L20 126H22V125L24 124V123H22V122H24V121H23V118L28 119V118H26V117H27V115L30 114L29 111L27 112V114L24 113V115H22V113L19 114L17 111H16V112H17L18 114H16ZM45 111H46V110H45ZM45 111H44V112H45ZM57 111H58V110H56V112H53L52 116H53L54 114H57V115H58ZM86 111H83V112H86ZM88 111H90V110H88ZM96 111H97V110H95V111L93 112L94 115H93V113H90V114L93 115V117H94ZM101 111H104V112H105V110H100V111H99V109H98V113L101 112ZM111 111H112V110H111ZM117 111H118V110H117ZM7 112H9V111L7 110ZM14 112H15V113H14ZM20 112H22V110H20ZM41 112H39V113L41 114ZM50 112H49V113H50ZM90 112H91V111H90ZM106 112H107V111H106ZM106 112H105V115L107 116L108 114H106ZM151 112H152V111H151ZM46 113H48V112L46 111ZM46 113H45V114H46ZM81 113H82V111H81ZM112 113H113V112H112ZM112 113H109V115L112 114ZM115 113H116V112H115ZM115 113H114V115H116ZM117 113L119 114V111H118ZM146 113L148 114V112H146ZM2 114H3V113H2ZM2 114H1V115H2ZM31 114H33V111H32ZM37 114H38V112H37ZM43 114H44V113H43ZM90 114L87 112L85 115H84V114H82V115H84L83 117H86V115H90ZM151 114H152V113H151ZM153 114H154V113H153ZM153 114H152V115H153ZM21 115H22V116H21ZM69 115H70V114H69V112H68V116H69ZM80 115H81V114H80ZM82 115H81V116L78 115V117L81 119ZM99 115H100L101 118L105 116L104 114H103V115H104V116H103V115H101L100 113H99ZM112 115H113V114H112ZM119 115H120V116H122V115L124 116L125 114L122 113V115H121V112H120ZM149 115H150V114H148V117H149ZM25 116H26V117H25ZM37 116H38V115H37ZM39 116H41V115H39ZM43 116H44V115H43ZM45 116L48 117V115H45ZM49 116H50V115H49ZM66 116H67V115H66ZM97 116H98V114L96 115V117H97ZM116 116H117V115H116ZM116 116H115V118H116ZM123 116H122V117H123ZM28 117H29V119H30V116H28ZM32 117H34V114H33V116L31 115V119H32ZM53 117H54V116H53ZM57 117H58V116H57ZM57 117H56V115H55V119H58ZM74 117H75V116H74ZM76 117H77V116H76ZM83 117H82V118H83ZM90 117H92V116H90ZM93 117H92V119H96V120H98V118H95V117L93 118ZM108 117H109V118H108ZM108 117H107V118H108L109 121H110V120H111L110 117H112V116H108ZM118 117H119V116H117V118H118ZM124 117H126V115H125ZM124 117H123V118H124ZM151 117H152V116H151ZM2 118H3V117L1 116V119H2ZM34 118H36V120H37V117H34ZM40 118H41V117H40ZM64 118H65V117H64ZM101 118H100V119H101ZM105 118H106V117H105ZM107 118H106V119H107ZM112 118H113V117H112ZM120 118H121V117H120ZM156 118H157V117L153 118V121H155L154 119H156ZM31 119H30V120H31ZM42 119H43V120H45V119L47 120L48 118H45V119H44V118H41V120H42ZM50 119H51V117H50ZM55 119L53 118V120H48V121H49V123H51L50 121H54ZM59 119H60V117H59ZM59 119H58L57 121L62 120V119H60V120H59ZM66 119H67V117H66ZM66 119H65V120H66ZM69 119H70V118H69ZM71 119H72V118H71ZM76 119H77V118H76ZM76 119H75V120H76ZM84 119H85V118H83V120H84ZM88 119H89V116H88L87 120H88ZM92 119H89V120H88V124H90L89 126H88L87 122H86V123L83 122L84 124H86V125L89 127L90 130H92V129H91L92 127L90 128L91 124L93 123V121H90V120H92ZM108 119H107V121H108ZM150 119H151V118H150ZM21 120H22V122H21ZM36 120H35V121H36ZM41 120H40V121H41ZM46 120H45V122H46ZM77 120H78V119H77ZM81 120H82V119H81ZM81 120H80V122H81ZM83 120H82V121H83ZM87 120H86V121H87ZM96 120H94V122H95ZM102 120H103V122L105 123V120H104L103 118H102ZM114 120H115V119H114ZM114 120H113V121H114ZM116 120H117V119H116ZM151 120H152V119H151ZM2 121H0V123H1ZM32 121H33V119H32ZM40 121H38V122H40ZM68 121H69V120H68ZM84 121H85V120H84ZM89 121L92 122V123H90ZM117 121H118V120H117ZM3 122H2V123H3ZM26 122H27V121H25V123H26ZM30 122H31V121H29V124H30ZM33 122H34V121H33ZM96 122H97V121H96ZM31 123H32V122H31ZM34 123H35V122H34ZM34 123H33V125L31 124L33 127H34L36 124H39V127L42 125V128H46V127L48 126V124H47V125H45L46 127H43V126H44L43 124H45V123H43V121H41L42 124L36 122L35 125H34ZM60 123H61V121H60ZM62 123H65V121L63 122V120H62ZM67 123H68V122H67ZM75 123H76V121H75ZM77 123H78V122H77ZM77 123H76V124H77ZM81 123H82V122H81ZM97 123H98V124H97ZM97 123H96V124L99 125L101 122H100V123L97 122ZM29 124H26V126H28ZM40 124H41V125H40ZM57 124H59V122L56 123V126H57ZM65 124H66V123H65ZM65 124H64V125H65ZM76 124H75V125H76ZM93 124H94V123H93ZM151 124H152V123H151ZM1 125H2V124H1ZM12 125H13V127H11L10 129H8V128H9L10 126H12ZM16 125H17V124H16ZM31 125H30L29 127H31ZM49 125L54 126V124H53V125H52V124H49ZM60 125H61V124H59V126H60ZM64 125H63V127H66V128H67V126H64ZM66 125H67V124H66ZM77 125H78V124H77ZM80 125L83 126L82 124H80ZM80 125H79V127H81ZM20 126H18V127H20ZM24 126H25V125H24ZM24 126H23V129H22V127L20 128V129H22L23 131H24V129H25ZM51 126H49V127L52 128ZM56 126H54V127H56ZM59 126H57V127L55 128V129H56L55 131H57V129H59V128H58ZM87 126H86V127H87ZM100 126H101V125H100ZM0 127H1V126H0ZM16 127H17V126H16ZM16 127H15V129H13V131H12V130H11V131L15 133V132L17 131V130H16ZM39 127H38V126L35 127V130H36V128H39ZM49 127H48V129L50 130ZM54 127H53V128H54ZM88 127H87V128H88ZM95 127H96V125H94V128H95ZM42 128H41V129H42ZM53 128H52V130H53ZM60 128H62V126H60ZM104 128H106V126H105ZM0 129H3V128L1 127ZM27 129H28V128H27ZM32 129H33V128H31V130H32ZM41 129H38V130H41ZM89 129H88V131H89ZM15 130H16V131H15ZM18 130H19V129H18ZM22 130H21V131H22ZM42 130H43V129H42ZM42 130H41V132H42ZM45 130H46V129H45ZM60 130H61V129H60ZM62 130H63V129H62ZM65 130H67V129H65ZM99 130H100V129H99ZM99 130H98V131H99ZM11 131H10V132H11ZM25 131H26V130H25ZM28 131H30V128H29V130H27V135L31 134V132H32V135H34L35 133H36V134L38 133L37 130H36L37 132H35V131H34V132L31 131L30 133H29ZM50 131H51V130H50ZM53 131H54V130H53ZM53 131H51V132H53ZM58 131H59V130H58ZM58 131H57L56 133L53 132V134H58ZM93 131H94V130H93ZM101 131H102V129H101ZM19 132H20V130H19ZM19 132H17L19 135H18V134H15V135H18V136L21 137V134H25L24 132H23V133H22V132L19 133ZM41 132H40V134H42L41 137H42V139H44L43 137H44L45 135L43 136V133H44L45 131L43 130V133H41ZM60 132H61V131H60ZM62 132H63V131H62ZM90 132H91V131H90ZM102 132H103V131H102ZM8 133H9V132H8ZM14 133L12 134V138H13V139H12V138H9V137H11V134H10V133H9L10 136H9V134H8L7 137H8L9 139H12V143H13V144H14V142H16V143H15V144H16L15 146H16V149H17V145L19 144L20 138H18V137L16 138V136L13 137ZM33 133H34V134H33ZM47 133H49V132L47 131ZM47 133H46V134H47ZM71 133H72V132H71ZM95 133H96V132H95ZM36 134H35V136H38V138H39V135H40V134H39V133H38L39 135H36ZM53 134H52V135H53ZM66 134H67V133H66ZM69 134H70V133H69ZM88 134H89V133H88ZM102 134H103V133H102ZM105 134H106V133H105ZM144 134H145V133H144ZM27 135H26V137H27ZM48 135H49V134H48ZM50 135H51V134H50ZM52 135H51V138H52ZM60 135H61V134H60ZM60 135H58V136H60ZM62 135H63V133H62ZM72 135H73V136H71V137L74 138V135H75V134H72ZM95 135H96V134H95ZM114 135H115V134H114ZM4 136H3V137H4ZM29 136H30V138H29V139H30V142H31V140H32V141L37 140V138H35L34 136H33V138H35V140L31 139V138H32L31 135H29ZM29 136H28V137H29ZM55 136H56V135H55ZM66 136H67V135H66ZM69 136H70V135H69ZM76 136H77V134L75 135V137H76ZM93 136H94V134H93ZM138 136H139V135H138ZM143 136H144V135H143ZM3 137H0V140L3 139ZM7 137L5 136L6 139H7ZM24 137H25V136H24ZM24 137H23V136L21 137V142H24V141L22 140V138H24ZM46 137H47V136H46ZM61 137H62V136H61ZM61 137L59 138V141H60V139H63L65 136L62 137V138H61ZM71 137H70V138H71ZM77 137H78V136H77ZM81 137H82V136H81ZM83 137H84V136H83ZM101 137H102V136H101ZM140 137H141V136H140ZM5 138H4V139H5ZM53 138L55 139L54 135H53ZM53 138H52V139H53ZM56 138H57V137H56ZM67 138H68V136H67ZM67 138H66V139H67ZM70 138H68V141H69ZM102 138H103V137H102ZM106 138H108V137H106ZM106 138H105V139H106ZM115 138H116V136H115ZM4 139H3V141H4ZM6 139H5V141H6ZM42 139H39V140L42 141ZM54 139H53V140H54ZM57 139H58V138H57ZM57 139H56V140H57ZM78 139H79V138H78ZM83 139H85V138H83ZM88 139H89V138H88ZM99 139H100V138H99ZM105 139H103V141H104ZM136 139H137V138H136ZM141 139H142V137H141ZM141 139H140V141L142 142ZM144 139L146 140L145 137H144ZM7 140H8V139H7ZM27 140H28V138L26 139V141H25L24 143H21V144H24V145H25L26 142H29V141H27ZM47 140H49L48 137L45 139V141H47ZM73 140H74V139H73ZM76 140H77V139H76ZM101 140H102V139H101ZM107 140H108V139H107ZM110 140H112V139H110ZM138 140H139V137H138ZM138 140H137V141H138ZM3 141H2V143H4ZM8 141H9V140H8ZM37 141H38V140H37ZM37 141H36V142H37ZM50 141H51V140H50ZM50 141H47L46 144H45L44 141H42V144L39 143V142H37V144H35V142H33V143L35 144V148L32 149L33 151H31V150H29V149L26 150L27 146H25V150L22 149V150H23V151H22L23 153L20 152V154H22V158H20V161H18V160L16 161V160H15V159H17V157L14 159V161H13L12 163H11V162L8 163V161L11 160V159H9V160L7 161V163H3V161L1 160V163H0V211H1V214H2L3 217H4L5 214H3L2 210L5 211L6 208H9V207L12 205L13 199L15 200L17 197L19 198L20 196H23V194H26L27 191H28V189H27L28 187L34 188L33 186H35V184L37 185V182H40V180L43 178V177L41 178V175H42L41 173H42L44 170H43L42 172H41V170H39L40 173L37 172L39 175L41 174L40 176H38L37 173H36L37 175H36V174H33L34 178H33V176H31L32 178L29 176V174L31 173L30 171L32 170V169L30 170V168H32V166H34V165L36 164L34 167L38 166V167H36V169H37V168L39 169V168H40L39 165H42V166H43L44 164H46V166H47V163H48V162H49V163H50L51 161L55 162L54 160H56V162H57V164H58V160H60V156H59V155H61L62 158H63L61 161H64V159H66V160H67V159H70V160H71V158L73 157L72 152H74L75 150H74V148L72 147L73 144H74V143L72 144V142H71L72 140H71L70 143H69V144H72V146L70 145V146H71L70 148L67 147L68 149L66 148V146H64V147H65V149H64L63 145L60 146V144H59V145H58V144L55 145V144H56L55 141H54L55 144H54V143H53V144L50 143ZM59 141H58V143H59ZM63 141H64V140H63ZM79 141H80V140H79ZM79 141H78V142H79ZM86 141H87V139L84 141V143L87 144ZM88 141H89V140H88ZM112 141H113V140H112ZM137 141H135V142L133 141V142L137 145V143H138ZM148 141H149V140H148ZM9 142H10V141H9ZM48 142H49L50 144H52L53 146H50L51 148L48 146L50 149L47 147V148H48L47 150H50V151L47 152L48 155L45 154L47 150H46V151L44 150L45 153L42 152L44 155H47V156L44 157V156L41 154L40 151H41V150L43 151V148H44L45 145H49ZM51 142H52V141H51ZM56 142H57V141H56ZM60 142H62V140H61ZM75 142H77V141H75ZM80 142L82 143V141H80ZM136 142H137V143H136ZM143 142H144V140H143ZM33 143H32V144H33ZM43 143H44L45 145H43ZM66 143H67V142L65 141L64 145H66ZM84 143H83V144H84ZM88 143H89V142H88ZM139 143H140V142H139ZM145 143H146V142H145ZM0 144H1V143H0ZM5 144H6V143H5ZM5 144H4V145L1 144V145H2V148H3V146H5ZM8 144H9V146H11V142L8 143ZM8 144H7L6 146H8ZM61 144H62V143H61ZM69 144H68V145H69ZM76 144H77V143H76ZM83 144H82V145H83ZM86 144H84V145H86ZM148 144H149V143H148ZM153 144L155 145V142H153ZM26 145H27V143H26ZM28 145H30V147H31V144L28 143ZM54 145H55V146H54ZM77 145H78V144H77ZM82 145L76 147L75 144H74L75 148H77V149H78L79 147L81 148ZM89 145H90V144H89ZM136 145H135V146H136ZM143 145H144V143H142V146H143ZM149 145H150V147H148L149 150H147V151H148L149 153H151L150 151H152L151 148H153V147H151V144H149ZM149 145H147V146H149ZM6 146H5V147H6ZM152 146H153V145H152ZM5 147L3 148L4 150H5ZM21 147H22V146H21ZM33 147H34V146H33ZM33 147H31V148H33ZM45 147H46V146H45ZM61 147H62V148H61ZM84 147H85V146H84ZM137 147H138V146H137ZM137 147H136V148H137ZM140 147H141V146H140ZM140 147H139V148H140ZM155 147H156V145H155ZM155 147H154V149H156ZM7 148H8V147H7ZM7 148H6V150H7ZM11 148H15V147L12 146ZM11 148H10V151L13 152V150H11ZM72 148H73V149H72ZM87 148H88V147H87ZM16 149H15V150H16ZM44 149H45V148H44ZM81 149H82V148H81ZM88 149H89V148H88ZM140 149H143V148H140ZM145 149H147V148H145ZM145 149H144V150H145ZM150 149H151V150H150ZM0 150H1V147H0ZM83 150H84V149H83ZM83 150H82V152H80V153L83 154V153L86 152V151H83ZM85 150H87V149L85 148ZM8 151H9V150H8ZM20 151H21V150H20ZM60 151L62 152V154H61ZM76 151H77V150H76ZM76 151H75V154H76ZM78 151H79V150H78ZM80 151H81V150H80ZM140 151H141V150H140ZM4 152H5V151H4ZM17 152H18V150H17ZM148 152H147V153H148ZM0 153H2V155L4 156V154H3L2 151H1ZM5 153H6V152H5ZM80 153L77 152V155L74 156V157L79 156L78 154H80ZM87 153H88V152H87ZM144 153L146 154V151H145ZM144 153H143V155H145ZM8 154H9V153H7L6 155H8ZM39 154H41V155H39ZM88 154H89V153H88ZM154 154H155V153H154ZM0 155H1V154H0ZM6 155H5L4 157H7ZM10 155H11V152H10ZM71 155H72V156H71ZM89 155H90V154H89ZM110 155H111V154H110ZM139 155H140V154H139ZM143 155L141 156V158L143 157ZM151 155H153V154H151ZM155 155H156V154H155ZM155 155H154V156H155ZM38 156H43L44 158L41 157L40 159H42V158H43V159L40 160V159L38 158V159H39V160H38V159H37ZM70 156H71V157H70ZM80 156H81V155H80ZM82 156H84V155H82ZM149 156H150V155H149ZM1 157H2V156H1ZM1 157H0V158H1ZM4 157H3V158H4ZM9 157H10V156H9ZM12 157H13V156H12ZM12 157H11V158H12ZM18 157H19V156H18ZM69 157H70V158H69ZM74 157H73V158H74ZM109 157H110V156H109ZM114 157H115V156H114ZM144 157H145V156H144ZM152 157H153V156H152ZM3 158H2V159H3ZM13 158H14V157H13ZM81 158H82V157H81ZM86 158H88V157H86ZM119 158H120V157H119ZM146 158H147V156H146ZM146 158H144V159H146ZM150 158H151V156H150ZM150 158H148V159L150 160ZM154 158H155V157H154ZM92 159H93V158H92ZM114 159H115V158H113V159L110 158V160H114ZM120 159H121V158H120ZM122 159H123V158H122ZM144 159H143V161H144ZM4 160H6V159L4 158ZM73 160H74V162L76 161L75 159H73ZM77 160L79 161L80 158H79V159L77 158ZM81 160H83V158H82ZM81 160H80V161H81ZM96 160H97V158H96ZM101 160L103 161V159H101ZM108 160H109V158H108ZM108 160H107V159H104V161H103L104 163H103L102 165H100V163H99L100 161H99V162L96 161V162L99 163V165H98V163H97V167L94 169L95 172H93V174L95 173V175H98V176L104 174V175L106 176V178H107V182H108V181H112V182H113V181H116V180H114V179H116L117 173H120V171L123 172L124 167H125L123 164H124V162L126 163L127 161L121 162V161H123V160H121V161H120L121 163H120V162H117V161H118L117 158L115 159V160H117V161L114 160V161L107 162ZM102 161H101V162H102ZM105 161L107 162L106 164H105ZM145 161H146V160H145ZM150 161H151V160H150ZM152 161H153V160H152ZM4 162H5V161H4ZM56 162H55V163H56ZM67 162H69V161H67ZM81 162H83V161H81ZM90 162H92V161H90ZM37 163H38L39 165H37ZM51 163H52V162H51ZM51 163H50V165H53V164H51ZM55 163H54V164H55ZM63 163H65V161L62 162L61 165H63ZM70 163H71V164H69V165H70V167H71L72 164H74V163H72V161H71ZM76 163H78V162L76 161ZM76 163H75L74 165H77ZM79 163H80V162H79ZM87 163H88V162H87ZM122 163H123V164H122ZM127 163H128V162H127ZM59 164H60V163H59ZM80 164H81V163H80ZM82 164H83V163H82ZM90 164H91V163H90ZM93 164H94V162H93ZM65 165H68V164H66V163L64 164V168L66 169ZM87 165H89V163H88ZM128 165H129V164H128ZM78 166H79V165H78ZM78 166H75V168H76V167H77V168L81 167V166H79V167H78ZM91 166H92V164H91ZM91 166H90V167H91ZM93 166H95V165H93ZM126 166H127V165H126ZM34 167H33V170H34ZM54 167H55V166H54ZM61 167L63 168V166H61ZM61 167H60V168H61ZM67 167H68V170H69L70 167H69V166H67ZM73 167H74V166H73ZM129 167H130V166H129ZM129 167H128L127 169L130 170ZM41 168H42V167H41ZM41 168H40V169H41ZM60 168H58V169H60ZM82 168L85 170V168H84L83 166H82ZM92 168H93V167H92ZM92 168L89 169V170L87 169V171H89V173L87 172L89 175H90V171L92 170ZM50 169H51V167H50ZM56 169H57V168H56ZM58 169H57V170H58ZM65 169H63L65 172L61 171V173H62V172H63V173H66V170H65ZM71 169H72V168H71ZM79 169H80V168H79ZM79 169H77L78 172L80 171ZM51 170H52L51 172H48V171H50V170H48V171L46 170V171L48 172L47 174H46L45 171H44V173H45V175H46L47 178H48V174H49V176L51 175V177H49V178H52V177L55 178V177L57 176V174H55V175H56V176H55L54 173H55V172H57V173L59 172V171H56L55 168H54V169H51ZM68 170H67V171H68ZM28 171H29L30 173H27ZM35 171H38V170H35ZM69 171H70V170H69ZM74 171H75V170H72V172H70V173H73ZM124 171H125V170H124ZM126 171L128 172V170H126ZM81 172L84 173V171H81ZM85 172H86V170H85ZM122 172H121L120 174L123 175ZM33 173H34V172H33ZM61 173H60V174H61ZM63 173H62V174H63ZM67 173H68V172H67ZM67 173H66V174H67ZM58 174H59V173H58ZM76 174H77V173H76ZM79 174H80V172L78 173V175H79ZM85 174H86V173H84V176L89 178V176H86ZM91 174H92V173H91ZM93 174H92V175H93ZM149 174H150V173H149ZM52 175H54L55 177L52 176ZM73 175H74V174H73ZM81 175H83V174H80V176H81ZM92 175H90V177H93L92 179L97 178V177H94V176H92ZM104 175H103V176H104ZM115 175H116V176H115ZM118 175H119V174H118ZM124 175H125V174H124ZM128 175H129V174H128ZM145 175L147 176V173H146ZM60 176H62V175H60ZM64 176H65V175H64ZM71 176H72V175H71ZM120 176H121V175H120ZM148 176H150V175H148ZM28 177H30V179H32V180H31V181H30V179L28 180ZM46 177H45V178H46ZM58 177H59V176H58ZM66 177H67V176H65V178H66ZM68 177H69V175H68ZM68 177H67V179H68ZM85 177H83V180H84ZM56 178H57V177H56ZM56 178L54 179L55 182L57 181ZM65 178H64V179H65ZM69 178H70V177H69ZM88 178H87V180H88ZM99 178H101V177H99ZM118 178H119V179H117V181H119L121 177L118 176ZM152 178H153V177H152ZM57 179H58V178H57ZM59 179H60V178H59ZM62 179H63V178H62ZM64 179H63V180L60 179L61 182L63 181L62 184L64 183ZM70 179H71V180H70ZM70 179H68V181L66 180V182L69 183V181H72V178H70ZM77 179H78V177L76 178V181H77ZM104 179H105V177H104ZM155 179H156V178H155ZM80 180H81V179H80ZM80 180H79V182H80ZM89 180H90V179H89ZM94 180H95V179H94ZM94 180H93V184H94V182H95ZM98 180H99V179H96V181H98ZM102 180H103V179H102ZM33 181L35 182V184L33 183ZM44 181H45V180H44ZM76 181H72V184H71V185H74V182H76ZM84 181H86V179H85ZM100 181H101V180H99L97 183H99ZM30 182L33 183V186H31L32 184H31V185L29 184ZM48 182H49V181H48ZM55 182H53V180H52V183L55 184ZM58 182H59V181H58ZM61 182H60V183H61ZM89 182H90V181H89ZM105 182H106V181H105ZM112 182H108V183H112ZM159 182H160V181H159ZM40 183H41V182H40ZM52 183H50V184H52ZM56 183H57V182H56ZM60 183H59V184H60ZM68 183H66L65 185H67ZM91 183H92V182H91ZM97 183H96V184H97ZM103 183H104V182H103ZM108 183H107V185H108ZM114 183H115V182H113L112 185H114ZM116 183H117V182H116ZM41 184H42V183H41ZM45 184H46V183H45ZM54 184H53V187H55V186L57 187V184H55V185H54ZM62 184H60V185H62ZM88 184H89V183H88ZM157 184H158V183H157ZM161 184H162V183H161ZM27 185H29V186L27 187ZM42 185H43V184H42ZM63 185H64V184H63ZM76 185H77V182H76ZM76 185H75V186H76ZM78 185H79V184H78ZM84 185H85V184H84ZM84 185H82V186L84 187ZM94 185H95V184H94ZM94 185H93V186H94ZM104 185H106V184L104 183ZM110 185H111V184H109V186H110ZM158 185H160V184H158ZM58 186H59V185H58ZM75 186H72V187H73L72 190H74ZM80 186H81V185H80ZM80 186H79V187H80ZM96 186H97V185H95L94 189L91 190L90 188H88L89 186L86 187V185H85L86 188H81L80 190L77 189V190H79V191L77 192V194L75 193L76 191H75V192H74V191H72V192L69 191L70 193L68 194V196L63 197V199L65 200V201H62L63 204H64V203H67V204H64V205H65V206H66V205H69V206L71 207L70 209H71L72 211L76 210L77 213L81 212V211L78 209V208H80V207H78V208L76 207V206H79V205H78L79 203H80V205H83L84 207L87 206V208H89V207L91 208L92 204H95V202H96L97 200H99V201L101 200V201H102V198L104 197V196H103V193H104V194L107 193V192L105 193L104 191L102 192V191H101L102 189H100V190L98 189V190H97ZM117 186H118V184H117ZM53 187H52V185H51L50 188H53ZM62 187H63V186H62ZM91 187H92V185H91ZM113 187H114V186H113ZM113 187H111V191H112V188H113ZM154 187L157 188V185L154 186ZM31 188H30V189H31ZM44 188H45V187H44ZM50 188L48 189V191H45V192H47L45 195H46V197H47V201L49 200V202H51V201H50V199H49L48 197H50L51 195H54L55 192H56V194H57V189H56V188H55L56 191L54 190V188H53V189H50ZM59 188H60V187H59ZM69 188H70V183H69ZM87 188H88V189H87ZM95 188H96V189H95ZM98 188H99V187H98ZM159 188H160V186H159ZM42 189H43V188H42ZM46 189H47V185H46ZM46 189H45V190H46ZM66 189H68V188H65V191H66ZM70 189H71V188H70ZM32 190H33V189H32ZM32 190H31V191H32ZM60 190H61V192L59 191V193L61 194V193H62V190L64 191V189H60ZM65 191H64V192H65ZM67 191H68V190H67ZM67 191H66V192H67ZM37 192H38V191H37ZM64 192H63V193H64ZM30 193H32V192H30ZM30 193H29V194H30ZM34 193H35V192H34ZM34 193H33V194H34ZM40 193H41V192H40ZM42 193H43V192H42ZM42 193H41V194H42ZM63 193H62V195L64 196ZM67 193H68V192H67ZM67 193H66V195H67ZM74 193H75V195H74ZM58 195H59V194H58ZM62 195H61V196H62ZM107 195L109 196V194H107ZM26 196H29V195H26ZM38 196H39V195H38ZM42 196H44V195H42ZM42 196H41V197H42ZM59 196H60V195H59ZM61 196H60V197H61ZM34 197H35V195H34ZM46 197H45V198H46ZM57 197H58V196H57ZM57 197H56V199H58ZM126 197H127V196H126ZM21 198H23V197H21ZM27 198H28V197H27ZM52 198H55V196L52 197ZM52 198H51V200H52ZM106 198H107V197H106ZM123 198H124V201H125V199H126L125 196H124ZM28 199H29V198H28ZM31 199H32V198H31ZM34 199H35V198H34ZM36 199H37V198H36ZM59 199H60V198H59ZM61 199H62V197H61ZM61 199H60V202H61ZM104 199H105V197H104ZM104 199H103V201H104ZM120 199H122V198H120ZM120 199H119V201H120ZM127 199H128V198H127ZM127 199H126V200H127ZM21 200H23V199H21ZM26 200H27V199H26ZM41 200H42V199H41ZM41 200H40V201H41ZM10 201H12V202L10 203ZM23 201H24V200H23ZM38 201H39V200H38ZM52 201H54V199H53ZM101 201H100V202H101ZM117 201H118V200H117ZM119 201H118V203H119ZM124 201H121L122 204L124 203ZM29 202H30V201H29ZM55 202H56V201H55ZM58 202H59V201H58ZM58 202H56V203H58ZM100 202H99V203H100ZM128 202H129V201H128ZM9 203H10V204H9ZM17 203H18V202H17ZM17 203H16V205H17ZM31 203H32V202H31ZM35 203H37V202H35ZM42 203H43V202H42ZM126 203H127V202L125 201V204H123V205H119V204H118L119 206L115 205V206H116V207H115V210H116V215H117V216H122V215H124L127 211H129V210L131 209V205H129V203H127V204H126ZM32 204H33V203H32ZM76 204H77V205H76ZM9 205H10V206H9ZM14 205H15V204H14ZM18 205H19V204H18ZM20 205H22V204H20ZM29 205H30V206H29ZM29 205H28V206L31 207V204H30V203H29ZM38 205H40V204H38ZM43 205H45V204H43ZM60 205H61V203H60ZM85 205H86V206H85ZM23 206H24V205H23ZM23 206H22V207H23ZM28 206H25V207H27V210H28ZM62 206H63V205H62ZM88 206H89V207H88ZM18 207H19V206H18ZM35 207H36V205H35ZM12 208L14 209V207H12ZM67 208L69 209V207H67ZM67 208H66V209H67ZM72 208H74V209H72ZM87 208H85V209H87ZM21 209H22V208H21ZM29 209H30V208H29ZM33 209H34V208H33ZM37 209H38V208H37ZM81 209H82V207H81ZM7 210H8V209H7ZM7 210H6V211H7ZM10 210H12V209L10 208ZM18 210H19V209H18ZM23 210H24V209H23ZM83 210H84V209H83ZM15 211H16V210H15ZM21 211H22V210H21ZM68 211H69V210H68ZM7 212H8V211H7ZM7 212H6V213H7ZM10 212H11V211H9V213H10ZM18 212H19V211H18ZM66 212H67V211H66ZM76 212H71V213L74 214V213H76ZM82 212H83V211H82ZM35 213H37V212H35ZM39 213H40V211H39ZM77 213H76V214H77ZM1 214H0V216H1ZM10 214H11V213H10ZM13 214H14V213H13ZM29 214H30V213H29ZM69 214H70V213H69ZM79 214H80V213H79ZM7 215H8V213H7ZM34 215H35V214H34ZM40 215H41V214H40ZM5 216H6V215H5ZM14 216H15V221H17V218H18V222H16V223H13V221L11 222L12 225L15 224V225H13V226H14V229L17 228V227L20 228V227L17 225L19 222H20V223H19L20 226H21L22 224H24L23 227L26 226L28 222H30V221H29V217H30V216H28V214L25 213V212L22 213V214H20V213L17 214V213H16V215H14ZM14 216H13L12 220L14 219ZM31 216H32V214H31ZM41 216H42V215H41ZM66 216H67V215H66ZM72 216H73V215H72ZM75 216H76V215H75ZM75 216H74V217H75ZM6 217H7V216H6ZM6 217H4V219H5ZM34 217H35V216H34ZM77 217H79V215H77ZM9 218H11V216H9ZM35 218H36V217H35ZM66 218H67V217H66ZM75 218H76V217H75ZM1 219H2V218L0 217V220H1ZM36 219H37V218H36ZM39 219H40V217H39ZM69 219H70V218H69ZM30 220H31V219H30ZM32 220H33V219H32ZM62 220H63V219H62ZM9 221H10V220H9ZM9 221H7V222L9 223ZM1 222H3V219L1 220ZM5 222H6V221H4L3 223H5ZM61 222H63V221H61ZM3 223H2V224L0 223V224H1L2 226L5 225V224H6V225L8 224V223H5V224H3ZM32 223H33V221H32ZM36 223H37V222H36ZM66 223H67V222H66ZM25 224H26V225H25ZM67 224H68V223H67ZM12 225H11V226H12ZM28 225H30V224L28 223ZM32 225H33V224H31V226H32ZM34 225H35V224H34ZM34 225H33V226H34ZM11 226H10V227H11ZM58 226H59V225H58ZM60 226H61V225H60ZM60 226H59V227H60ZM62 226H63V225H62ZM64 226H65V225H64ZM5 227H8V225L5 226ZM21 227H22V226H21ZM35 227H36V226H35ZM54 227H55V226H54ZM56 227H57V226H56ZM68 227H69V226H68ZM71 227H72V226H71ZM3 228H4V227H3ZM3 228L0 226V242H1V243H0V247H1L3 244H5L4 246H2V248L5 247V246H7L6 243L9 242L8 240H10V239H8V238H9L8 233H10V228H9V230H8L9 232L6 231L7 233L5 232V229L3 230ZM26 228L29 229L28 226H27ZM50 228H52V226H51ZM69 228H70V227H69ZM21 229H22V228H21ZM57 229H59V228L57 227ZM60 229H62V227H61ZM63 229H64V228H63ZM6 230H7V229H6ZM12 230H13V228H12ZM12 230H11V232H13ZM25 230H26V229H25ZM40 230H41V229H40ZM20 231H21V230H20ZM30 231H31V227H30ZM35 231H37V229H35ZM43 231H44V230H43ZM17 232H18V231H17ZM27 232H28V231H26L25 233H27ZM41 232H42V231H41ZM67 232H68V231H67ZM21 233H22V232H21ZM32 233H33V232H32ZM38 233H39V232H37V234H38ZM56 233H57V232H56ZM60 233H61V232H60ZM62 233H63V232H62ZM10 234H12V233H10ZM13 234H14V233H13ZM17 234H18V233H17ZM43 234H44V233H43ZM15 235H16V234H15ZM30 235H31V234H30ZM35 235H36V233H35ZM40 235H41V234H40ZM32 236H33V234H32L30 237H32ZM36 236H37V235H36ZM36 236H35V237H36ZM55 236L57 237V235H55ZM55 236H54V237H55ZM10 237H11V239L13 238L12 236H10ZM17 237H18V235H17ZM28 237H29V236H28ZM38 237H39V236H38ZM38 237H36V238L39 239ZM33 238H34V237H33ZM33 238H31V239H33ZM41 238H42V237H41ZM58 238H59V237H58ZM34 239H35V238H34ZM34 239H33V240H34ZM37 239H36V242H37ZM45 239H46V237H45ZM50 239H51V238H50ZM55 239H56V238H55ZM26 240H28V238H27ZM33 240H32V241H33ZM58 240H59V239H58ZM18 241H19V240H18ZM32 241H30V247H29V245H28V249L30 248L29 250H31V249L34 247L33 245H35V243H36V242L34 243V241H33V245H32ZM52 241H53V240H52ZM59 241H60V240H59ZM10 242H11V240H10ZM1 244H2V245H1ZM27 244H28V243H27ZM16 245H17V244H16ZM21 245H22V244H21ZM53 245H54V244H52V246H53ZM14 246H15V245H14ZM18 246H19V245H18ZM23 246H24V245H23ZM31 246H32V247H31ZM26 247H27V246H26ZM2 248H1V249H2ZM5 248H6V247H5ZM9 248H10V247H9ZM16 248H17V247H16ZM18 248H19V247H18ZM18 248H17V250L20 249V248H19V249H18ZM21 249H22V248H21ZM12 251H14V250H12ZM1 252H2V251H1ZM8 252H9V251H8ZM14 252H16V251H14ZM14 252H13V253H14ZM19 252H20V251H19ZM3 254H4V253H3ZM10 254H11V255H10V258H13V255H14V257H15V253L12 254V252L10 251ZM18 254H19V253H18ZM1 256H2V255H1ZM4 256H5V255H4ZM7 257H8V258H7V261L10 262L11 259H9V256H8V255H7ZM5 258H6V257H5ZM22 258H23V257H22ZM0 259H1V258H0ZM2 259H3V258H2ZM8 259H9V260H8ZM14 259H15V258H14ZM14 259H13V260H14ZM13 260H11V261H13ZM7 261H6L5 264L8 263ZM15 261H16V260H15ZM15 261H14V262H15ZM1 262H2V261H1ZM19 262H20V261H19ZM19 262H18V263H19ZM12 263H13V262H12ZM12 263H10V264H12ZM16 263H17V262H16ZM16 263H15V264H16ZM23 263H24V262H23ZM13 264H14V263H13Z\"/></svg>",
	"mask_w": 264,
	"mask_h": 264
}]
</instances>
